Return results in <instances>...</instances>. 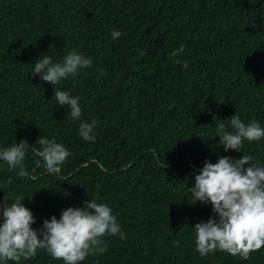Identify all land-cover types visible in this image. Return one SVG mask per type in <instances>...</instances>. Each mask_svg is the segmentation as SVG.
<instances>
[{"label":"trees","instance_id":"1","mask_svg":"<svg viewBox=\"0 0 264 264\" xmlns=\"http://www.w3.org/2000/svg\"><path fill=\"white\" fill-rule=\"evenodd\" d=\"M71 51L92 66L53 86L33 75L41 55ZM55 90L78 97L79 120ZM234 113L264 128V0H0V150L30 145L26 177L0 160V207L24 197L38 230L84 201L109 206L125 238L105 237L80 264H264V247L247 260L196 250L193 226L215 216L188 190L205 161L250 154L264 166V138L219 144ZM93 119L85 141L80 122ZM41 136L71 153L57 174L37 155ZM20 264L64 262L38 250Z\"/></svg>","mask_w":264,"mask_h":264},{"label":"clouds","instance_id":"2","mask_svg":"<svg viewBox=\"0 0 264 264\" xmlns=\"http://www.w3.org/2000/svg\"><path fill=\"white\" fill-rule=\"evenodd\" d=\"M115 40L121 36L119 31L111 33ZM183 47L172 52L177 57ZM177 64L188 67L187 61L177 59ZM92 60L77 51H71L59 62L53 63L49 55H41L35 62L33 75L58 85L69 76L75 77L81 69L90 68ZM56 104L67 106L72 120H79L81 108L78 97L68 91L55 90ZM229 120L227 130L223 122L216 126L219 144L225 152L229 149L241 151L244 141H259L264 138V128L259 122H242L234 113ZM96 121H81L79 135L94 142ZM42 149L37 155L42 157L46 170L57 174L71 153L64 145L54 139L41 136L37 142ZM30 145L26 139L15 141L10 147L0 150V160L10 169L19 168L18 175L26 177L24 160ZM195 183L188 188L196 201L213 207L214 217L207 222L193 226L195 229L196 250L201 256L216 251L226 252L232 256L249 259L250 254L264 247V166L250 154L233 159L221 157L216 163L205 161L200 173L194 177ZM5 202L0 207V264L29 260L36 257L38 250H45L53 259L62 260L64 264H80L91 255H101L107 250L104 238L119 235L121 232L117 217L112 209L96 200L84 201L83 207H68L61 212L59 219L53 215L46 219L40 229H34L36 223L32 211L24 206V197H17L14 202ZM179 242H176L178 246Z\"/></svg>","mask_w":264,"mask_h":264}]
</instances>
